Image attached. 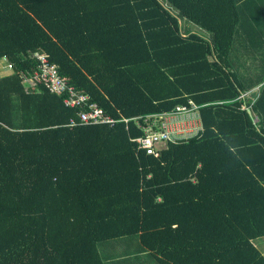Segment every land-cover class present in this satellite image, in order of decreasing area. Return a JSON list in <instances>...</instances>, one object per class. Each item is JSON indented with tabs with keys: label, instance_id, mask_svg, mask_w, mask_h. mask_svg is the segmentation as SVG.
Masks as SVG:
<instances>
[{
	"label": "trees",
	"instance_id": "trees-1",
	"mask_svg": "<svg viewBox=\"0 0 264 264\" xmlns=\"http://www.w3.org/2000/svg\"><path fill=\"white\" fill-rule=\"evenodd\" d=\"M35 52L119 123L68 128ZM2 59L0 264H264V0H0Z\"/></svg>",
	"mask_w": 264,
	"mask_h": 264
},
{
	"label": "built area",
	"instance_id": "built-area-1",
	"mask_svg": "<svg viewBox=\"0 0 264 264\" xmlns=\"http://www.w3.org/2000/svg\"><path fill=\"white\" fill-rule=\"evenodd\" d=\"M32 58L38 64V68L34 76L30 80H26L25 84L29 87L35 81L44 83L49 91L64 98V105L71 110H79L78 119L72 120L67 126L70 129L77 127H95V126H109L113 128L119 121L104 114V110L97 104L91 102V98L77 91L75 88L70 87L65 79L59 74L57 65L51 64L48 56L43 53L35 52ZM8 64L9 71L13 72V65ZM28 87V88H29ZM196 112L187 110L185 108H178L174 113L163 115L161 117H153L151 121L153 124L149 127H140L146 134L143 138L136 139V143L140 150H146L149 155L160 157L163 145L170 143L176 144L179 141L186 140L185 134L187 127L182 126L195 119ZM198 119V117H197ZM125 124L127 120H123ZM162 123L161 129L156 132L159 124ZM183 127V129H182Z\"/></svg>",
	"mask_w": 264,
	"mask_h": 264
},
{
	"label": "rangeland",
	"instance_id": "rangeland-1",
	"mask_svg": "<svg viewBox=\"0 0 264 264\" xmlns=\"http://www.w3.org/2000/svg\"><path fill=\"white\" fill-rule=\"evenodd\" d=\"M191 28H192V32H194V33L203 32L202 30L198 29L196 26H192ZM9 73H11V71H9V69H8L7 61L4 59L0 60V75L5 76V75H8ZM25 86H26V88L29 87L27 84H25ZM182 126H186L188 128L187 132L185 134H183L182 137L185 136L186 139H189V138L193 137L198 132L199 121H198L197 117L195 116V119H193L191 122L186 123L185 125H182ZM182 129H183V127H182ZM165 147L166 146H162V148H165ZM261 241L262 240H257V241H255V244L259 246V245H261L260 244Z\"/></svg>",
	"mask_w": 264,
	"mask_h": 264
},
{
	"label": "crops",
	"instance_id": "crops-1",
	"mask_svg": "<svg viewBox=\"0 0 264 264\" xmlns=\"http://www.w3.org/2000/svg\"><path fill=\"white\" fill-rule=\"evenodd\" d=\"M200 123V122H199ZM260 240H262L261 242H260V244L261 245H257V247L259 248V250L262 252V254L264 255V238H262V239H260Z\"/></svg>",
	"mask_w": 264,
	"mask_h": 264
},
{
	"label": "clouds",
	"instance_id": "clouds-1",
	"mask_svg": "<svg viewBox=\"0 0 264 264\" xmlns=\"http://www.w3.org/2000/svg\"><path fill=\"white\" fill-rule=\"evenodd\" d=\"M198 121H199V119H198ZM151 122V121H150ZM200 122V121H199ZM159 125H162V123H160ZM159 127V126H158ZM160 129H161V127H160ZM201 129V124L199 123V129H198V131ZM192 138V137H191ZM190 139V138H189ZM186 140H188V139H186ZM168 145V144H167ZM167 145H163V146H167Z\"/></svg>",
	"mask_w": 264,
	"mask_h": 264
},
{
	"label": "water",
	"instance_id": "water-1",
	"mask_svg": "<svg viewBox=\"0 0 264 264\" xmlns=\"http://www.w3.org/2000/svg\"><path fill=\"white\" fill-rule=\"evenodd\" d=\"M248 113H249L250 116H252V112L250 110L248 111Z\"/></svg>",
	"mask_w": 264,
	"mask_h": 264
}]
</instances>
